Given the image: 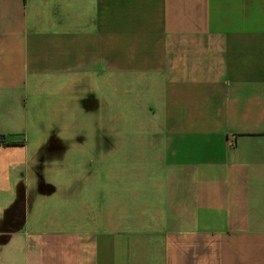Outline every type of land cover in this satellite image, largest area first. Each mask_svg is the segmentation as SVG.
I'll return each mask as SVG.
<instances>
[{
    "label": "crops",
    "instance_id": "1",
    "mask_svg": "<svg viewBox=\"0 0 264 264\" xmlns=\"http://www.w3.org/2000/svg\"><path fill=\"white\" fill-rule=\"evenodd\" d=\"M0 264H264V0H0Z\"/></svg>",
    "mask_w": 264,
    "mask_h": 264
},
{
    "label": "rangeland",
    "instance_id": "2",
    "mask_svg": "<svg viewBox=\"0 0 264 264\" xmlns=\"http://www.w3.org/2000/svg\"><path fill=\"white\" fill-rule=\"evenodd\" d=\"M91 115L92 121L90 119L83 120L82 115L74 110L70 113L67 110L60 112L56 115L57 119L55 120L53 114L50 113L30 114L29 117H32L33 121L28 123L27 133L31 140H56L60 143L59 147L64 156L74 154L78 147L85 150L86 155H80L77 150L79 158L85 159L77 160L74 168L85 170L86 173L90 174L97 173L100 176L101 159L107 152L106 143L112 142L118 136H123V130L106 128L104 124L102 125L100 112ZM125 133L126 136L132 137L136 132L132 129H126ZM82 164L83 168L81 167V169L80 165ZM59 166V169L61 168V171L67 175L70 168L69 161L62 160Z\"/></svg>",
    "mask_w": 264,
    "mask_h": 264
}]
</instances>
